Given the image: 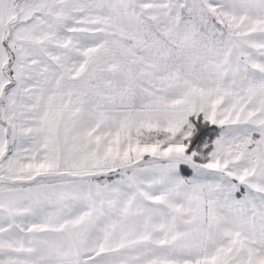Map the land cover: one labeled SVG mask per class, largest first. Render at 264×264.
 <instances>
[{
    "label": "snow or ice",
    "instance_id": "snow-or-ice-1",
    "mask_svg": "<svg viewBox=\"0 0 264 264\" xmlns=\"http://www.w3.org/2000/svg\"><path fill=\"white\" fill-rule=\"evenodd\" d=\"M0 264H264V0H0Z\"/></svg>",
    "mask_w": 264,
    "mask_h": 264
}]
</instances>
